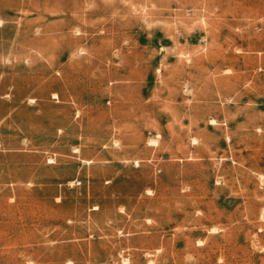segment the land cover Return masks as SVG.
Wrapping results in <instances>:
<instances>
[{
	"label": "rangeland",
	"instance_id": "1",
	"mask_svg": "<svg viewBox=\"0 0 264 264\" xmlns=\"http://www.w3.org/2000/svg\"><path fill=\"white\" fill-rule=\"evenodd\" d=\"M0 264H264V0H0Z\"/></svg>",
	"mask_w": 264,
	"mask_h": 264
}]
</instances>
